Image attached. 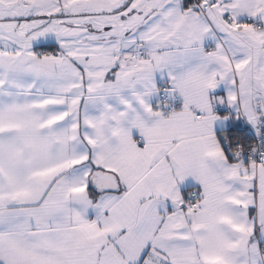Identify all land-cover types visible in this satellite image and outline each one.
I'll use <instances>...</instances> for the list:
<instances>
[{"label": "snow or ice", "instance_id": "1", "mask_svg": "<svg viewBox=\"0 0 264 264\" xmlns=\"http://www.w3.org/2000/svg\"><path fill=\"white\" fill-rule=\"evenodd\" d=\"M0 264H264V0H0Z\"/></svg>", "mask_w": 264, "mask_h": 264}]
</instances>
